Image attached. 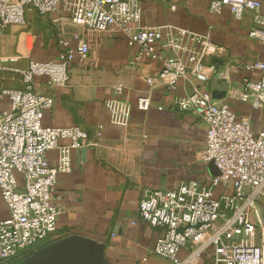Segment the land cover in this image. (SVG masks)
I'll use <instances>...</instances> for the list:
<instances>
[{"label":"built area","instance_id":"2783aa9c","mask_svg":"<svg viewBox=\"0 0 264 264\" xmlns=\"http://www.w3.org/2000/svg\"><path fill=\"white\" fill-rule=\"evenodd\" d=\"M60 4L73 26L94 31L118 27L130 46L140 47L141 56L161 61L159 77L147 82H159L169 91L190 77L208 82V61L226 52L210 35L173 25H142L138 0H0V32L24 25L27 10L46 17ZM263 6L264 0H213L209 11L221 15L228 9L237 21L253 13L249 37L264 43ZM59 45L62 50L57 58L29 61L26 68L12 65L18 58L0 57V73L22 79V88L0 90V192L9 210L8 218L0 222V264L28 256L56 232L62 212L57 177L71 170L72 150L95 144L78 126H43L44 113L52 109L54 99L36 90V79L47 78L52 88L66 87L73 60L85 62L90 52L81 38L75 49L65 39ZM159 46L167 55L158 51ZM246 68L260 72L261 77L244 79L238 97L253 109L263 110L264 63ZM218 77L229 81L230 73ZM124 93L123 85L114 87L118 98ZM151 104L150 96L138 100L141 111H148ZM174 107L205 123L202 160L213 164L219 174L207 185L190 182L169 191L144 193L139 205L141 218L164 231L153 253L173 264H264V129L254 133L250 119L238 120L228 104L198 87L177 98ZM110 108L117 124L129 123L127 103L118 100ZM62 140L69 144L62 145ZM50 151L58 152L55 166L47 159ZM182 251L186 254L181 259Z\"/></svg>","mask_w":264,"mask_h":264},{"label":"crops","instance_id":"0c3cea01","mask_svg":"<svg viewBox=\"0 0 264 264\" xmlns=\"http://www.w3.org/2000/svg\"><path fill=\"white\" fill-rule=\"evenodd\" d=\"M138 1L142 25H173L210 35L215 44L226 49L222 56L208 61V82L190 77L180 81L174 91L159 82L150 85L147 79L159 77L161 61L141 56L140 47L130 46L118 27L94 31L73 26L62 4L46 17L27 10L24 25L0 32V57L18 58L12 65L20 68H26L29 61L57 58L61 39L75 49L81 38L90 48L85 62L75 58L71 63L66 87L52 88L47 78L36 79V90L54 99L52 109L44 113L43 126H78L95 143L72 150L71 170L58 175L56 192L62 212L56 232L36 250L78 237L101 246L105 264H173L153 253L164 231L141 218L139 205L144 193L169 191L190 182L207 185L219 174L213 164L202 160L207 141L205 123L193 113L175 109L176 99L198 87L228 104L238 120L250 119L254 133L264 129V109H253L238 97L244 79L261 77L260 72L246 66L264 63V43L249 37L254 28L253 13L237 21L228 9L221 15L211 14L213 0ZM261 13L264 15V6ZM158 51L167 55L160 46ZM225 72L230 73L229 81L218 77ZM117 85L125 89L121 98L114 94ZM3 88H22L21 77L0 73V90ZM147 96L151 107L141 111L138 100ZM118 100L130 107L126 126L114 121L110 106ZM8 104L5 98L4 108ZM60 143L67 145L69 141ZM47 159L50 165H57L58 152H48ZM8 216L0 192V222ZM185 254L182 251L179 257ZM24 259L2 264H25Z\"/></svg>","mask_w":264,"mask_h":264},{"label":"water","instance_id":"95a60500","mask_svg":"<svg viewBox=\"0 0 264 264\" xmlns=\"http://www.w3.org/2000/svg\"><path fill=\"white\" fill-rule=\"evenodd\" d=\"M24 261L25 264H105L103 248L78 237H68L36 250Z\"/></svg>","mask_w":264,"mask_h":264},{"label":"rangeland","instance_id":"374dc122","mask_svg":"<svg viewBox=\"0 0 264 264\" xmlns=\"http://www.w3.org/2000/svg\"><path fill=\"white\" fill-rule=\"evenodd\" d=\"M230 193H233V191H232V190H230Z\"/></svg>","mask_w":264,"mask_h":264}]
</instances>
